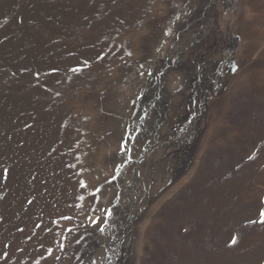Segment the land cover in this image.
Listing matches in <instances>:
<instances>
[{"label": "rangeland", "instance_id": "obj_1", "mask_svg": "<svg viewBox=\"0 0 264 264\" xmlns=\"http://www.w3.org/2000/svg\"><path fill=\"white\" fill-rule=\"evenodd\" d=\"M248 1L0 0V264H264Z\"/></svg>", "mask_w": 264, "mask_h": 264}, {"label": "bare ground", "instance_id": "obj_2", "mask_svg": "<svg viewBox=\"0 0 264 264\" xmlns=\"http://www.w3.org/2000/svg\"><path fill=\"white\" fill-rule=\"evenodd\" d=\"M240 21L244 36L240 59L242 61L247 59L250 62L235 82L234 89L236 92H234V97H237L236 93L240 92L241 88L247 89L246 87H251L253 83H258L259 87L264 89V0H250L244 3ZM249 92H252V90ZM234 97H231L232 101L236 99ZM253 97H255V93L252 92V94H247L243 98L247 100ZM225 104L227 107L222 110L220 117V124L223 127L225 119H228V114L233 113L234 107L237 105V103L231 104L229 101ZM254 121L253 115L250 114L247 119H242L230 126L229 134H231L232 139H264V127L256 126ZM197 203H199V199ZM194 204L196 203L190 205L193 206ZM181 264L183 263L181 262ZM184 264H188L187 260L184 261Z\"/></svg>", "mask_w": 264, "mask_h": 264}, {"label": "trees", "instance_id": "obj_3", "mask_svg": "<svg viewBox=\"0 0 264 264\" xmlns=\"http://www.w3.org/2000/svg\"><path fill=\"white\" fill-rule=\"evenodd\" d=\"M233 40L234 41V43H233V47H234V45L236 44V41H237V37L233 34V33H230L228 36H226L225 38H224V40H223V46H224V48H226L225 46L227 45V43H228V41L229 40ZM230 50V49H229ZM232 50V49H231ZM234 51V50H233ZM233 53V52H232ZM131 125V124H130ZM131 131H132V128H131V126H128V128H127V132H126V136H125V143H126V145H129V143H128V138H129V135H130V133H131ZM121 198H122V200H121V204L124 206V208H127L128 207V204L126 203V201H127V195H124V194H121V196H120ZM124 200H125V203H124Z\"/></svg>", "mask_w": 264, "mask_h": 264}, {"label": "flooded vegetation", "instance_id": "obj_4", "mask_svg": "<svg viewBox=\"0 0 264 264\" xmlns=\"http://www.w3.org/2000/svg\"><path fill=\"white\" fill-rule=\"evenodd\" d=\"M233 43H234V41L231 39V40L228 41L227 46H228L229 48H230V47H233Z\"/></svg>", "mask_w": 264, "mask_h": 264}, {"label": "snow or ice", "instance_id": "obj_5", "mask_svg": "<svg viewBox=\"0 0 264 264\" xmlns=\"http://www.w3.org/2000/svg\"><path fill=\"white\" fill-rule=\"evenodd\" d=\"M262 216H264V214H262ZM235 242V241H234Z\"/></svg>", "mask_w": 264, "mask_h": 264}]
</instances>
